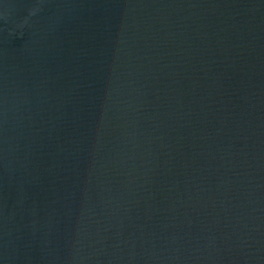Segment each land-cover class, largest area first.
<instances>
[{
	"label": "water",
	"instance_id": "95a60500",
	"mask_svg": "<svg viewBox=\"0 0 264 264\" xmlns=\"http://www.w3.org/2000/svg\"><path fill=\"white\" fill-rule=\"evenodd\" d=\"M0 264H264V0H0Z\"/></svg>",
	"mask_w": 264,
	"mask_h": 264
}]
</instances>
